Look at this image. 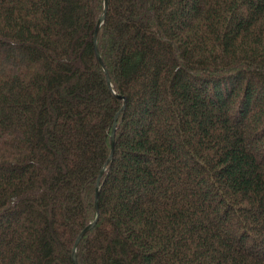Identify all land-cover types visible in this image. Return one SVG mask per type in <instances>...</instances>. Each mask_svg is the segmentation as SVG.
I'll return each mask as SVG.
<instances>
[{
	"label": "trees",
	"instance_id": "obj_1",
	"mask_svg": "<svg viewBox=\"0 0 264 264\" xmlns=\"http://www.w3.org/2000/svg\"><path fill=\"white\" fill-rule=\"evenodd\" d=\"M102 10L0 0V264H264V0Z\"/></svg>",
	"mask_w": 264,
	"mask_h": 264
},
{
	"label": "water",
	"instance_id": "obj_2",
	"mask_svg": "<svg viewBox=\"0 0 264 264\" xmlns=\"http://www.w3.org/2000/svg\"><path fill=\"white\" fill-rule=\"evenodd\" d=\"M106 6H107V0H103V10H102V12L100 13V15H99V17L97 19V22H96L95 27H94V33H93L94 34L93 35L94 53H95V56H96V58H97L98 61H101V58H100V56L98 54V51H97V48H96V44H97L96 35H97V30H98L99 26L103 22L104 15H105V12H106ZM106 82H107L109 88L114 92V90H113V88L111 86L110 80L108 78L107 73H106ZM117 96H119V95H117ZM123 99H124V97H123ZM123 107H124V103L122 104V106L120 107V109H123ZM118 112L114 116V121H113L112 129H111V134H110V152H109V155H108V158H107L106 162L101 167L100 172H99V175H98L97 180H96L95 193H94V196H95V199H94L95 204L94 205H95V207H97V204H98L99 180H100L101 175L105 171V167H106L107 161H109V159L111 158L112 153H113L114 130H115V127H116V122H117L116 121L117 120L116 118H117ZM96 220H97V214H96L95 218L92 221H90L86 226H84V228L77 235V237H76V239L74 241L73 247H72V252H71L73 264H77V261H76V258H75V248H76V244H77L78 240L84 234L85 231H87L88 229H90L94 225V223H95Z\"/></svg>",
	"mask_w": 264,
	"mask_h": 264
},
{
	"label": "rangeland",
	"instance_id": "obj_3",
	"mask_svg": "<svg viewBox=\"0 0 264 264\" xmlns=\"http://www.w3.org/2000/svg\"><path fill=\"white\" fill-rule=\"evenodd\" d=\"M97 22V21H96ZM98 31V30H97ZM96 48H97V44H96ZM99 54V53H98Z\"/></svg>",
	"mask_w": 264,
	"mask_h": 264
}]
</instances>
